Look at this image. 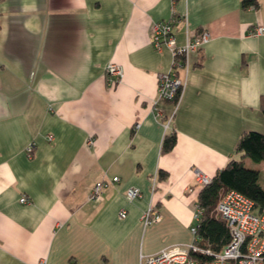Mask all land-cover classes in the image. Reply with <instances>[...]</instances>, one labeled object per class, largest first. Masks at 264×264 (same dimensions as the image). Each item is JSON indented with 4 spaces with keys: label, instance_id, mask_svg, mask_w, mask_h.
Here are the masks:
<instances>
[{
    "label": "crops",
    "instance_id": "crops-1",
    "mask_svg": "<svg viewBox=\"0 0 264 264\" xmlns=\"http://www.w3.org/2000/svg\"><path fill=\"white\" fill-rule=\"evenodd\" d=\"M255 1L0 0V264H140L192 241L194 171L212 178L238 159L242 133H264ZM172 13L186 18L173 27L178 45L186 29L210 38L189 54L180 99L159 102L160 117L158 75L171 55L150 29ZM110 62L123 69L118 82ZM100 180L109 183L90 200ZM130 187L141 196L129 200ZM150 205L161 218L145 225Z\"/></svg>",
    "mask_w": 264,
    "mask_h": 264
},
{
    "label": "built area",
    "instance_id": "built-area-1",
    "mask_svg": "<svg viewBox=\"0 0 264 264\" xmlns=\"http://www.w3.org/2000/svg\"><path fill=\"white\" fill-rule=\"evenodd\" d=\"M183 22L186 25V18L172 13L168 20L154 22L151 25L150 41L152 46L161 52L163 48L168 49L171 55V64L166 72L158 75L157 97L154 103L156 114L161 117L159 102L169 100L178 103L182 90L185 85V79L179 76L180 70L188 71L189 54L195 52L199 47L206 43L210 35L208 31L201 30L189 33L186 29L185 42L178 45L174 36L173 27L176 23ZM263 26L256 25L250 34L257 36L262 34ZM106 75L113 81L118 82L123 76V69L116 63L110 62L105 67ZM177 100L175 101V99ZM172 115L163 123L165 131L169 128ZM52 139V136L48 137ZM33 143L29 144L26 151L30 153L33 149ZM195 181L198 186L203 187L211 183L212 178L194 171ZM118 177H113L111 182H117ZM109 181H97L89 194V199H97L101 191L108 185ZM156 183L155 177L152 179V189ZM125 195L129 200L141 196V191L137 187L127 188ZM21 203L28 202L27 197L22 196ZM216 212L227 224L229 229V240L218 251H213L209 247L200 246L197 241V224L201 218V209L196 204L194 213L195 223L190 228L192 241L188 244H176L165 247L156 253L150 255H141L140 264H264V210L256 212L254 202L241 193L230 190L227 191L219 200L216 206ZM124 216V213H120ZM161 214L152 205H150L142 215V221L145 225L159 221ZM196 254L203 257L209 256V259L199 260Z\"/></svg>",
    "mask_w": 264,
    "mask_h": 264
},
{
    "label": "trees",
    "instance_id": "trees-1",
    "mask_svg": "<svg viewBox=\"0 0 264 264\" xmlns=\"http://www.w3.org/2000/svg\"><path fill=\"white\" fill-rule=\"evenodd\" d=\"M255 0H242V6H255ZM178 97H176L175 101ZM260 109L264 116V95L259 99ZM175 144V134L164 138L162 151L167 152ZM237 151L239 159L230 160L212 177L211 183L203 186L198 193L196 204L201 209V218L197 224V241L200 246L218 251L229 240V229L225 221L216 212V206L221 197L230 190L237 191L254 202V210H264V188L259 184V172L243 165L245 158L253 162H264V133L246 131L241 134ZM197 259H209L196 254Z\"/></svg>",
    "mask_w": 264,
    "mask_h": 264
},
{
    "label": "rangeland",
    "instance_id": "rangeland-1",
    "mask_svg": "<svg viewBox=\"0 0 264 264\" xmlns=\"http://www.w3.org/2000/svg\"><path fill=\"white\" fill-rule=\"evenodd\" d=\"M240 156L238 157V159ZM243 165L247 168L256 169L259 172V184L264 188V162H253L249 158L243 160Z\"/></svg>",
    "mask_w": 264,
    "mask_h": 264
}]
</instances>
